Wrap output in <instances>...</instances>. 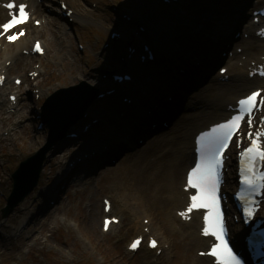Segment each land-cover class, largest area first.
Returning a JSON list of instances; mask_svg holds the SVG:
<instances>
[{
    "label": "bare ground",
    "instance_id": "bare-ground-1",
    "mask_svg": "<svg viewBox=\"0 0 264 264\" xmlns=\"http://www.w3.org/2000/svg\"><path fill=\"white\" fill-rule=\"evenodd\" d=\"M184 1L185 4L182 5V10H184L183 15L185 17L180 15L177 21H171L173 28L167 27L161 29L157 26H148L147 30L151 36L149 35L150 37H148L147 42L149 46L153 48L155 59L157 58L155 63L156 67H152L153 69H150V73L145 74V70H147L145 64L134 62V59L123 62L120 61L121 65H125L127 71L131 73V80L129 82L114 83L104 78L102 80L103 85L111 84L115 86V91L110 94V97L109 95H104V98L109 97L106 100H94L93 103L96 104L92 106V103L90 107L86 109L82 118L88 130H93L94 128L95 130L99 128L105 130L101 133V141H105L101 146L103 147V145L107 144L108 149L106 148L105 151L111 153L112 150L114 153L120 148L124 149L127 147L128 142H131L132 138L135 137L133 135H137L136 138H143L146 132H150L151 129L149 125H147V122L156 123L157 125L160 123V120L170 118V114L177 109L178 105L175 104L176 102H180V106L182 105L184 108L188 107V109H195L191 112L180 113L175 123L171 126L170 135L159 136L154 139L149 138L152 140L148 139L149 141L144 145L145 147H143L141 152L132 159L133 165L126 166L121 173L128 187L130 183H133L141 199H148V208L144 210V212H149L150 210V212L153 213L151 209L152 206L158 208L160 213L166 210L168 216L171 206H173L174 211H176L183 208L186 203V195L184 196V193L181 191V185L183 183V177L181 179V176L183 170L185 172L194 159V155L192 154L193 135L198 130L205 128L208 124L223 120L229 113L226 109L228 104L233 105L235 99L250 90L260 87V83L247 78L246 71L243 72L237 68L234 69L235 61H240L241 55L245 54V52L250 54L254 46H259L264 50V40H260L263 41L262 43L256 41H243V53L237 55V59L232 61L229 66V70L232 68L234 71L232 73H229V71L226 72V74H228V80L217 81V77H219L217 74L210 80L211 83L207 86L209 87L208 90L201 91L196 96L188 99L187 97L189 96H180L184 89H181L179 86L184 84V80L186 82L184 86L186 85L188 87V83L191 81H195L196 84L198 79H203L202 76L204 72L210 68L214 61L221 60V56H217L211 50L214 48L216 50L226 43L227 40H224V37H228L230 32L235 28V17L237 18L239 15L237 12L238 8H244L249 0H211L213 6L209 5L208 1L210 0H201L202 2L200 1L199 8H197L198 10L195 9L197 11L193 10L196 6L194 5L195 2L193 3L192 1L187 3V0H180V4ZM79 4L83 6L81 2ZM43 5L45 7L49 6L50 10L56 9L48 4H39L35 0L30 1L29 8L32 9L31 14L33 16L35 15L34 18L43 20L40 22L42 30H35L32 28L28 31V34L30 36H35V38L41 36L46 44H50L54 47L55 51H52V58L55 63L57 58H60V62L68 61L70 59V51H63L64 39L68 35L65 27L56 20L55 17L46 15L43 10ZM94 7V9H96L97 6L95 5ZM209 8H211V11L208 10ZM205 10L208 11L204 12ZM211 12H214V14ZM92 14L93 13H91V15ZM103 14L102 10H97V14H93V16L97 18L98 15H100L102 19ZM190 14H192L193 17L189 19L188 15ZM4 17L3 9L0 7V19L3 20ZM64 17L65 16L60 15V19H65ZM68 17L74 22L84 23L87 21L85 11L76 12L74 10L69 13ZM68 17H66V19H69ZM93 20L100 21L99 18ZM122 20L129 22V20H125L124 18H122ZM245 24L247 25H244V32L248 33L253 38L255 25L251 22ZM80 25L82 26V24ZM80 29L83 31L86 28L82 26ZM113 29V27L110 28V30ZM111 42L112 44L115 43L116 39H111ZM31 43L32 41L30 42L28 50L31 48ZM23 44L21 39H19L12 44L15 45L13 50L5 48L11 44H3V47H0V65L5 73L10 74L12 68H18L24 63L29 64L31 59L34 58L30 54L24 55L21 53L22 49H25ZM58 53L61 54L60 57H58ZM183 54L192 60L184 62L185 59H181ZM166 56L168 57L167 61L164 59ZM6 60L10 61L8 65L5 64ZM75 61V59L70 60V66H74V70H72L74 71L73 74H79L82 72L80 70L81 66L76 65ZM65 63L67 64V62ZM71 68L72 67H70L69 70H71ZM31 70L39 71L35 68ZM167 71H172L173 75L170 76ZM167 75H169L170 78H168ZM81 77L83 78L84 76L82 75ZM88 77L94 81L98 80L97 74L88 73ZM15 78H17V76H13L11 81ZM59 79L61 78L59 77L58 80ZM173 79H175V81L182 80L178 87L170 85L169 82ZM24 81H26V79ZM59 84L61 83L59 82ZM160 87L161 91H158ZM189 87H192V84ZM12 88H15V86L6 80L0 87V149L4 150V154L0 153V188L7 184L3 169H7L8 166L6 162H3L2 157L7 155V161L11 160V162H16L21 157L24 158L29 155L37 146L36 144L38 141L35 137L30 136L19 148L12 147L14 138L28 125V122L24 121L26 116H28L27 113L30 109L33 110L29 104L30 100L24 99V97L26 98L28 95L26 92H24V95L22 92L19 93L14 104L2 97L5 90ZM8 94H11V92ZM120 95L129 99L130 103L127 104L126 102L117 101ZM169 97L171 98L169 99ZM98 103L100 104L99 106ZM6 111L9 113H6ZM139 111H141L142 114L138 119L137 114ZM121 112L123 114H119ZM127 115H129L128 119H123L127 117ZM93 120H96V122ZM75 126L78 134H82V128H78L77 123ZM4 130H7L6 134H3ZM117 136L121 138L112 140ZM61 140H64V146L59 150H53V153H49L43 161L44 164L38 177L39 182L42 180V183H38L33 192L9 215L8 221L10 224L7 225L0 222V239L4 237L2 241L5 246H14L19 242L22 248L29 241L32 246L41 244L44 230H40L38 224L45 220L43 219L45 216L40 217V219L35 217L38 216L42 208L46 206L45 203L47 202V198L55 200L56 191L52 192V188L57 183L61 182V180L65 181L72 175V169L66 170V160L70 159L74 161L73 166L78 167H83L88 164L84 159L77 161L75 158H70V156H68L72 149V145H68L72 144L73 139L62 138ZM61 140L57 141L54 147H57ZM66 141L67 143H65ZM96 148L97 147L92 149L89 148V152ZM97 155V164L107 160V158H105L106 156L99 150H97ZM82 160L84 161L82 162ZM227 164L229 165L230 163L228 162ZM92 166L93 164L88 168L92 169ZM52 179H54V182L52 185H49L48 183ZM92 179L95 180V176L92 177ZM73 182L72 186L75 192H81L87 188L89 181H83L82 178L78 177ZM96 182L97 180L93 182L94 186H97ZM134 193L136 192L134 191ZM47 203H49V201ZM61 206L62 204H59L54 210L56 214H52L49 219L51 222V225H49L51 226L50 230L54 228L52 224H57L60 221L57 217V213L62 208ZM114 207L115 206L111 204V210ZM98 212V205L94 203L95 218ZM139 216L140 215L137 217ZM261 216L264 217V202L261 209ZM143 218L145 217H142L141 220H143ZM193 218H196V216ZM135 219L136 222H134L133 225L136 228L138 226V218ZM149 221V225L142 224V228L148 226L149 229L148 234L142 233L145 235V238L147 235L154 234L153 229L155 228L152 225V219ZM119 222L120 220L118 223ZM190 222L191 220L189 222H180V227L184 228L183 232H180L179 229H173L178 235L168 227L169 234L176 235L177 237H175L176 242L173 240L169 243V247L165 250V254L168 253L171 257L178 259L184 252H187L191 246L193 247V245L199 247L196 249L197 251L205 250V248L202 247L206 246L209 239L201 238L198 235V230L195 231L193 227L191 228L188 226ZM115 226L116 224H111L110 229ZM230 229L231 235L236 239L237 235H240L237 225L231 224ZM139 234H141V232H137L136 236ZM25 236L28 239L25 238ZM156 239L158 240V245L154 251L161 247L163 250V245L166 242L161 240L162 238L158 236ZM61 244L66 247L67 243L63 241ZM207 259V257H204V260Z\"/></svg>",
    "mask_w": 264,
    "mask_h": 264
},
{
    "label": "rangeland",
    "instance_id": "rangeland-1",
    "mask_svg": "<svg viewBox=\"0 0 264 264\" xmlns=\"http://www.w3.org/2000/svg\"><path fill=\"white\" fill-rule=\"evenodd\" d=\"M57 1L59 0H46L45 3L57 8ZM71 7V10H75L76 12H86L87 21L84 23L80 22H69L66 19H60L59 14L54 10L48 11V13L44 10L46 15L55 17L64 27L67 32V37L64 39V50L65 52L70 51L69 60L65 62H60V58H57L56 63L52 58V51L54 47L50 44H46L43 41V37L37 36H29L28 33L26 36L21 39L23 46L25 49L28 50L29 44L32 39H38L41 41L45 53L42 56H35L31 59L29 64H22L18 68H12L10 74L7 75V81L12 83L11 78L13 76H17L21 79V84L16 89H7L3 92L2 97L4 99L8 98L7 94L9 91H13L14 93H21L24 95V92L28 93L25 100H30L29 104L33 110L27 113L28 116L25 118V122H28V125L21 130L20 134L16 136L13 140L12 147L19 148L21 145L24 144V141L29 138L30 136L35 137L38 139L37 146L31 151L34 153L39 147H41L47 138V131L46 126L43 125V131H37V124L41 121L38 116L39 107L44 101V99L50 95L52 92L59 88L68 87L71 85L78 84L80 81H85L87 84L93 87H101L103 84L102 80L104 77L111 80L110 74H107L106 71L115 70L117 74H124L126 71L123 69L124 65H121L120 59L124 60L126 56V47L121 44V41H117V43L111 42L109 38L110 33L113 31H120L128 35V38H132V34L137 32L135 37L138 40L136 46L134 48V53L132 58L138 62L140 55L144 53L141 50L142 43H145L150 37V33L148 32V26L152 27H160L161 29L171 27V21H177V18L181 15L185 17L184 10H182L181 6L174 3H165L162 0H154L152 4L151 10L143 11L145 7V3L148 0H62ZM144 1V2H143ZM196 5L193 10L199 8V4L201 0H187L188 2H192ZM81 2L83 6L79 3ZM202 2V1H201ZM185 3V1L183 2ZM210 6H213L212 1H208ZM97 6L94 9V6ZM157 5H161V7L157 8ZM252 5V0H249L245 7L238 8L237 12L242 19L235 17L236 27L232 30L231 34L229 35L230 38L228 39L229 42H232L230 39L232 38L234 32L238 30V28L243 29L244 22H249L248 17V8ZM46 8V7H45ZM129 8L135 10L139 8L141 11L139 16L140 18H144L140 20V25L135 26V21L131 18L129 22H126L120 18L121 16L117 13V11L121 12L120 9ZM97 10L103 11V16L98 15V17L94 18L93 14H97ZM211 11V8L208 9ZM205 10L204 12H207ZM179 11V12H177ZM91 13H93L91 15ZM214 14V12H211ZM145 15V16H144ZM80 16V15H79ZM236 16V14H235ZM82 17V16H81ZM192 14L188 15V18H192ZM100 19V21H95L93 19ZM139 22V21H138ZM86 29L81 30L82 26ZM143 25V26H141ZM139 26L143 28V32L139 30ZM36 28L35 30H42V27H34L32 24L26 26ZM114 28L110 30V28ZM205 29V28H203ZM207 31V30H206ZM150 35V36H149ZM227 37V36H226ZM224 37V40L226 39ZM241 34H239V39ZM176 44V43H175ZM221 44V43H220ZM215 45V44H214ZM80 46L82 49H80ZM217 46V45H216ZM14 45L7 46L6 49L13 50ZM209 47V46H208ZM152 49V48H151ZM153 51V49H152ZM154 53V51H153ZM261 49H258L255 53L249 54V58L257 57L261 55ZM23 54V53H22ZM60 57L61 54L58 53ZM1 56V54H0ZM183 54L181 59H185L184 62H189L192 59L187 58ZM75 59L76 65L81 66V73L73 74L74 66H70V60ZM166 61L168 57L164 58ZM217 62H214L213 67L211 69L212 74L215 73V69L217 67ZM156 61H145V68L147 70L145 74L150 73V69L152 67H156ZM71 70H69V68ZM33 68H38L40 71L37 72L38 75L32 81L29 79L30 77L27 75L28 72H31ZM153 69V68H152ZM170 76H172L173 72L167 71ZM88 73L97 74V81L88 77ZM84 76L83 78L81 76ZM215 75V74H214ZM170 78L169 75H167ZM61 78L58 80V78ZM203 79H198V82L189 89H186V84L184 80V84L180 85V81H175V79L170 80V85L172 86H179L182 90V94L180 96H196L198 92L206 91L208 89L207 83H205V77ZM26 79V81H24ZM146 79V78H145ZM59 82L61 84H59ZM107 82V81H106ZM168 83V84H169ZM183 85V86H182ZM190 85V83H188ZM15 86V85H14ZM24 89V90H23ZM18 90V92H15ZM188 90V91H186ZM158 91H161V87L158 88ZM198 91V92H197ZM181 93V92H180ZM194 93V94H192ZM15 94V95H16ZM29 96V97H28ZM124 97L120 95L117 98V101L121 102ZM176 98V97H175ZM32 103V105H31ZM96 103H93L94 106ZM177 109L170 114V118L166 119L167 121H160L159 124H163L164 127H157L153 131L146 132L145 136L140 139L142 143L137 148H132L130 151H127L125 148L121 151L114 152L111 157H108L105 162H100L97 164L96 159H92L87 161L88 164L92 163V169L86 171V173H81L80 168L76 167L75 172H73L68 179L57 183L53 188L52 192L56 191L57 189L61 188L55 197V200H50L47 198V202L45 203V207L42 208V211L39 213L38 219L40 217L45 216L42 222L38 224L40 230H44L43 238L41 240V244L31 245V242H27L22 248L20 247V243L18 242L16 245L5 246L4 237L0 239V264H202L205 261L200 259H196V249L197 247H190L187 252H184L178 259L175 257H171L170 254H164L160 252L158 255L153 251H148L142 246L136 253L132 254L126 250V244L128 241L135 236L137 232L144 231V227L142 229V224H145L143 220L147 221L150 224L152 219V225L155 229H153V233L155 236L161 237V240H164L166 243L163 245L164 247H168L169 243L174 240L176 242V235H170L168 232V227L173 230V226L178 228V221L174 217V210L173 206L170 207L169 216L167 215V211L163 210L161 213L158 208L152 207L153 211L144 212L148 208V199H141L140 195H138L137 191L135 190V186L133 183L128 185L125 183L123 175H121L123 168L126 166H132V159L141 152L144 145L148 143L149 138H157L159 136H168L170 135V129L172 125V121L175 117H178L180 113L190 112V109H181L180 102L175 103ZM100 104L98 103V106ZM7 113V112H6ZM123 114V113H119ZM142 112L139 111L137 114V118L141 116ZM124 117L123 119H128ZM122 119V120H123ZM84 123V120L80 119L77 124L78 128H80ZM147 125H150L148 122ZM154 125V124H153ZM37 128V129H36ZM98 128V127H97ZM102 129V128H99ZM99 129L96 131L99 132ZM107 129V128H106ZM122 129V128H121ZM95 130V129H94ZM94 130H89L86 135L78 136V138L73 140V147L70 150L68 156H72L83 148L88 146L98 147L105 141H101L102 134H94ZM104 130V129H103ZM105 131V130H104ZM7 130L3 131V134H6ZM68 132L67 134H69ZM156 133V134H154ZM105 134V133H103ZM154 135V136H153ZM157 135V136H155ZM137 136V135H133ZM153 136V137H152ZM121 138L120 136L116 137L115 139ZM153 138V139H154ZM137 138H132L133 142L128 143L129 145H133L136 143ZM114 140V139H112ZM67 143V141L65 142ZM66 145V144H65ZM62 146H64V140L58 144L57 147H54L50 150V153H53V150H59ZM105 146V145H104ZM136 146V145H135ZM101 149V148H100ZM72 152V154H71ZM0 153L4 154V150L0 149ZM30 153V154H31ZM5 155L2 157L3 162H6L8 166L7 169H3L4 175L7 180V184L3 185L0 188V209L5 204V199L11 191L12 181L10 178V174L14 171L17 167L19 161L23 158L21 157L16 162H11V160L7 161L8 158ZM105 156V154H104ZM98 158V155H97ZM69 160L66 161V163ZM2 163V161H1ZM3 163V164H4ZM91 164V165H92ZM112 164V165H108ZM1 170V168H0ZM91 172V173H88ZM83 181H89L88 186L86 189L82 190L81 192H75L74 187L72 184L74 183L72 180L76 177H80ZM183 175V172H182ZM95 176V180L92 177ZM91 177V178H90ZM55 179V178H54ZM54 179L49 181V185L53 184ZM64 180V179H63ZM97 180V186L93 185V182ZM91 181V182H90ZM38 183H42V180ZM37 183V184H38ZM34 190V189H33ZM134 191L136 193H134ZM33 192V191H32ZM31 192V193H32ZM29 193V194H31ZM28 194V195H29ZM27 195V196H28ZM26 196V197H27ZM25 197V198H26ZM24 198V199H25ZM102 198H107L110 200L111 204L115 207L109 213L110 215H116L120 218V223L113 227L108 232L104 233L101 231L100 222L101 217L104 215L101 208H102ZM94 203H97L99 212L94 217ZM62 204V208L57 213V217L59 218V223L52 224L54 228L50 230L49 225L51 222L49 221L51 215L56 214L54 210ZM31 209V208H30ZM142 213V214H141ZM48 214V215H46ZM140 215L139 217H137ZM142 217L143 220H141ZM138 218V226L134 227V222ZM135 220V221H134ZM0 222L5 224H10L7 219L1 218L0 213ZM66 222V223H63ZM196 222V221H195ZM146 223V224H147ZM192 223L189 225L191 227ZM195 229V228H194ZM1 231V230H0ZM182 232V228L180 229ZM4 233V232H3ZM25 238H27L25 236ZM24 238V239H25ZM28 239V238H27ZM65 241L66 247H64L61 243ZM16 242V241H14ZM161 249V248H159ZM174 260V261H172ZM157 259V263L152 262V260ZM208 262V261H207ZM209 264V262L207 263Z\"/></svg>",
    "mask_w": 264,
    "mask_h": 264
},
{
    "label": "snow or ice",
    "instance_id": "snow-or-ice-1",
    "mask_svg": "<svg viewBox=\"0 0 264 264\" xmlns=\"http://www.w3.org/2000/svg\"><path fill=\"white\" fill-rule=\"evenodd\" d=\"M5 7L9 10L13 9L14 7H18L19 13L24 14L26 6L24 4H16L15 0H10L9 3L5 5ZM19 22L17 19H10L7 23L0 26L5 31L9 30L11 27H14L15 24ZM20 35H23V33H20ZM18 38V36H8V40L14 41ZM37 48H39V44H37ZM261 75H264V73H261ZM2 79V77H0ZM260 94L258 92H253L250 96L245 97L244 99H241L238 104L240 105L241 112H247L250 116L255 108H257L258 102L257 97ZM259 103H264V99H261ZM245 117L241 114H237L236 116H233L230 120L226 121L224 124H218L215 126V128L212 130L213 133H215L218 129L225 130L223 132V137L226 140L232 135V132L235 128L239 126V122L244 119ZM249 125L253 123L251 119L248 120ZM203 136H208V133L202 134ZM259 137H264V132L258 134ZM226 143L222 144L221 147H226ZM220 155L219 152L216 153V155L212 158L210 162L207 164H202L200 161L197 162L196 167H194L189 173H188V186L191 188H200L201 189V195L191 196L192 203L189 205L187 211L191 212L195 208H202V207H215L216 199H215V192H216V182L213 180V169L215 166H219L221 163L220 159H217ZM248 157V162L252 163L256 158H259L261 160H264V150L260 149L256 146V140L252 141V145L245 149V152L242 154ZM248 173L250 175L244 176L242 179V183L252 186L254 184L253 179L251 178L252 175H254L252 168L247 169ZM196 177V179H194ZM260 179H264V174L260 176ZM181 216H184L185 213H180ZM252 215L251 211L245 212V223L248 222V217ZM205 227L202 229V234L205 236L211 235L215 237L219 243H214L211 249V252L208 253L214 257H218L220 264H242L241 259L228 247L225 239H224V233L223 228L220 225V213H216L215 220L211 219L209 216H205ZM107 221L105 222V226L107 227ZM251 243V242H250ZM139 244V241H135L132 244V247L135 248ZM151 247L156 246L155 241L150 242ZM205 253H201V255H204Z\"/></svg>",
    "mask_w": 264,
    "mask_h": 264
},
{
    "label": "water",
    "instance_id": "water-1",
    "mask_svg": "<svg viewBox=\"0 0 264 264\" xmlns=\"http://www.w3.org/2000/svg\"><path fill=\"white\" fill-rule=\"evenodd\" d=\"M85 83L76 87L55 92L43 105V120L50 129L48 141L35 154L26 158L20 168L12 174L15 184L7 198V205L2 208V216H7L13 208L33 189L36 184L41 161L51 144L79 117L86 106L97 95L98 90H88ZM23 173L21 176L20 172ZM23 175V176H22ZM26 177V186L20 185V179ZM19 178V179H18Z\"/></svg>",
    "mask_w": 264,
    "mask_h": 264
}]
</instances>
